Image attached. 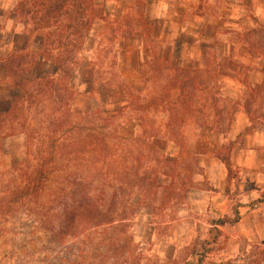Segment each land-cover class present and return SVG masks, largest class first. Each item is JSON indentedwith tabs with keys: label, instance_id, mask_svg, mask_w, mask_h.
Listing matches in <instances>:
<instances>
[{
	"label": "rangeland",
	"instance_id": "374dc122",
	"mask_svg": "<svg viewBox=\"0 0 264 264\" xmlns=\"http://www.w3.org/2000/svg\"><path fill=\"white\" fill-rule=\"evenodd\" d=\"M16 2L0 0V28L9 18H18L13 13ZM246 11H236L241 18H203L200 28L192 29H202L196 41L206 53L197 70L191 57L181 61L175 56L165 65L145 55L137 73L136 57L124 52L141 43L126 40L124 34L116 36V20L94 22L69 71L54 77L58 87L75 94L71 127H63L61 120L63 134L55 135L52 122L64 112L51 115L47 99L39 106L23 102L25 122L1 142L0 264H154L149 258L155 254L154 244L142 245L146 233L141 230L139 235L147 210L158 226L157 237L173 235L181 245L172 264H181L191 250L205 246L197 232L191 245L182 247L186 220L203 218L189 213L195 199L185 197L201 170L191 143H213L220 148L215 157L226 162L234 148L256 146L264 136V23L244 18ZM135 20L139 24L127 25L125 33L143 29L141 19ZM14 26L22 29L18 19ZM193 44L186 39L187 46ZM149 45L146 40L144 46ZM153 66L164 71H151ZM167 67H173L170 75ZM36 75L43 76L42 70ZM167 83L171 85L165 90ZM78 95L92 99L78 103L81 110L73 105ZM115 113L112 124L119 127L121 139L141 137L150 128L159 131V140L153 145L142 137L141 143L122 146L106 166H94L86 153L89 146L79 154L75 144L92 142L85 121L95 119L98 127L95 115ZM90 114L94 116L85 117ZM78 124L80 129L69 133ZM167 139L174 145L166 147ZM39 169L44 170L40 183L35 175ZM237 173L234 168L230 175ZM32 186L34 190L25 191ZM84 198L89 209L82 205ZM173 221L181 222L174 231L160 225ZM256 256L263 261L261 250Z\"/></svg>",
	"mask_w": 264,
	"mask_h": 264
},
{
	"label": "crops",
	"instance_id": "0c3cea01",
	"mask_svg": "<svg viewBox=\"0 0 264 264\" xmlns=\"http://www.w3.org/2000/svg\"><path fill=\"white\" fill-rule=\"evenodd\" d=\"M94 5L102 9L105 21L116 20V36L124 34L126 40L141 43L127 48L124 52L125 55L136 57L137 73L144 67L145 55H150L159 60V63H166L165 65L175 56H179L181 61L185 60L184 57H191L190 60L195 64L194 69L197 70L203 64L206 53L205 49L197 46L196 41L202 35V29L197 32L192 29L200 28L199 23L203 18H241L236 11L245 9L249 15L244 18H259L258 22L261 25L264 23V0H95ZM127 18L141 19L144 23L143 29L139 28L140 25H134V29H140L137 33H125L123 29L137 21ZM14 20L15 18H9L0 28V58L4 59L14 52H31L38 56L36 73L39 69L42 70L43 76L40 78L51 75L53 67L39 56L40 38L35 37L29 42L23 29L14 26ZM105 21L99 22L104 24ZM186 39L193 40L194 44L187 46ZM146 40L150 42L148 47L144 46ZM171 68L165 69L168 75L172 73ZM150 69L164 71L158 66ZM18 95L6 83V71L0 63V113H6ZM85 99L92 100L89 96L78 95L74 98L73 105L81 110L78 103ZM167 140L166 147L174 145ZM258 142L256 146L234 148L231 159L224 163L215 157L220 149L218 146L215 147L213 143L206 144L200 139L197 144L195 141L191 143L201 173L194 180V188L186 192L185 197L195 199L192 200L193 204H189V213L203 218L198 221L186 220L187 230L183 235L186 242L182 247L191 245L197 232L205 240V246H197L196 249L199 250H191L181 264H197L202 255L204 257L201 264H264V259L259 261L256 258L260 250L264 253V136L258 138ZM156 149L161 153L165 152V148ZM208 149H211L209 154ZM234 168H237L238 173L231 177L230 173ZM170 184L169 181L168 185ZM235 214L238 215L235 223L220 224L223 220L233 219ZM180 223L173 221L160 225L172 226L169 230L174 231ZM156 227L158 226L153 222L151 212L147 210L145 222L139 226V235L142 231L146 233L142 245L154 244L155 254L149 256L152 263L172 264L180 254L181 245L175 243L176 236L157 237ZM138 239L141 237L138 236Z\"/></svg>",
	"mask_w": 264,
	"mask_h": 264
},
{
	"label": "trees",
	"instance_id": "16d2710c",
	"mask_svg": "<svg viewBox=\"0 0 264 264\" xmlns=\"http://www.w3.org/2000/svg\"><path fill=\"white\" fill-rule=\"evenodd\" d=\"M95 0H17L14 5L13 13L21 22L22 29L26 33L29 42L35 37L41 40V51L39 56L49 65L53 67V73L44 78H38L36 75V60L37 55L31 52L19 53L14 52L9 54L4 59L0 58V63L6 71V83L18 92L17 98L11 104L6 113L0 114V145L2 140L10 138L15 133V127L22 125L25 122L23 107L20 103L25 105L39 106L43 100L47 99L51 102V115L62 113L52 122L51 132L55 135L62 133V126L67 124L71 127L68 120L71 118L69 111L71 110V103L74 93L70 92L67 87H58L54 82V77L58 74H65L69 71L70 65L76 61V55L81 46L84 45L86 37L92 30L95 21H105L103 11L94 5ZM168 75V74H167ZM170 82V81H169ZM171 83L164 84V89L168 88ZM175 82L172 83V87ZM182 87V86H181ZM62 88L64 89L62 91ZM137 103V100L134 104ZM117 113L110 114L104 118L95 115L99 120L100 125L96 127L95 119L85 121L91 128V140L89 144L77 145L75 144V153L83 154L86 151L87 145L92 156L94 166L102 163L106 166V162L110 161L112 155L122 149L127 143H134L135 145L141 143V138L144 137L148 143L159 140V131L147 128L142 131L141 137L137 136L130 140L121 139L118 134L117 126L113 127L112 122L116 118ZM94 114L85 116L91 118ZM85 118V119H86ZM170 119V117H169ZM62 120V121H61ZM170 122L173 124L174 116ZM141 122V121H140ZM105 133H98L97 130ZM80 129V124L73 126L69 133ZM153 130V131H152ZM7 132V133H6ZM67 133V132H66ZM63 134V133H62ZM65 134V133H64ZM83 140H81L82 142ZM117 155V154H116ZM224 163V161H223ZM93 166V167H94ZM228 168V165H227ZM41 169V168H40ZM35 173L38 176V181L43 174V169ZM131 182L129 187H133ZM34 190V186L26 188L25 191ZM116 196V195H115ZM114 196V197H115ZM113 197V199H114ZM86 199H82V205H86ZM89 204L86 208L89 209ZM86 213L89 214V210ZM238 215L235 214L231 220H223L224 222L235 223ZM200 257H204L203 255ZM202 258L198 260L197 264H201Z\"/></svg>",
	"mask_w": 264,
	"mask_h": 264
}]
</instances>
